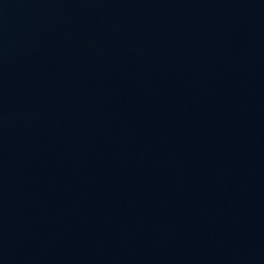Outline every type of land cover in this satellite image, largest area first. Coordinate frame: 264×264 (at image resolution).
<instances>
[{"label":"water","instance_id":"obj_1","mask_svg":"<svg viewBox=\"0 0 264 264\" xmlns=\"http://www.w3.org/2000/svg\"><path fill=\"white\" fill-rule=\"evenodd\" d=\"M0 264H264V0H0Z\"/></svg>","mask_w":264,"mask_h":264}]
</instances>
